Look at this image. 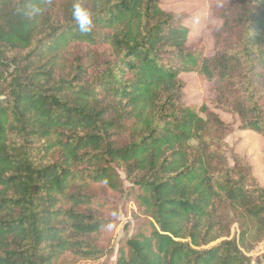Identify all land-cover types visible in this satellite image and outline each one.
Here are the masks:
<instances>
[{"label": "trees", "instance_id": "trees-1", "mask_svg": "<svg viewBox=\"0 0 264 264\" xmlns=\"http://www.w3.org/2000/svg\"><path fill=\"white\" fill-rule=\"evenodd\" d=\"M214 12L208 57L161 0H0V264L100 260L112 225L94 191H122L116 168L139 220L117 264H253L264 188L215 111L264 137V0ZM193 73L215 100L184 102Z\"/></svg>", "mask_w": 264, "mask_h": 264}, {"label": "rangeland", "instance_id": "rangeland-1", "mask_svg": "<svg viewBox=\"0 0 264 264\" xmlns=\"http://www.w3.org/2000/svg\"><path fill=\"white\" fill-rule=\"evenodd\" d=\"M223 1L229 0H161V4L165 11L183 15L184 24L190 30L189 45L202 41L206 55L213 57L215 54L214 35L222 26V21L215 15L214 7L218 2ZM181 78L185 85L183 100L186 104L200 105L205 101L212 102L216 99L217 93L213 84L201 82L194 73L184 74ZM215 113L235 128L225 140L228 154L236 153L244 158L250 164L256 181L264 188V137L250 130H240L237 116L226 114L223 111H215ZM116 170L121 178L122 191L115 194L104 187L94 191L103 204L100 217L112 225L108 234H105L107 242L101 248L102 258L96 262H78L66 256L60 260L59 264H117L121 243L135 234L139 220L129 196L132 185L120 168ZM233 230V233H236L235 228ZM259 245L249 254L253 264H264V254L258 250Z\"/></svg>", "mask_w": 264, "mask_h": 264}, {"label": "clouds", "instance_id": "clouds-1", "mask_svg": "<svg viewBox=\"0 0 264 264\" xmlns=\"http://www.w3.org/2000/svg\"><path fill=\"white\" fill-rule=\"evenodd\" d=\"M32 11L33 13H37L39 9H33ZM72 16L81 33H88L92 30L93 15L90 10L76 3L73 5Z\"/></svg>", "mask_w": 264, "mask_h": 264}, {"label": "built area", "instance_id": "built-area-1", "mask_svg": "<svg viewBox=\"0 0 264 264\" xmlns=\"http://www.w3.org/2000/svg\"><path fill=\"white\" fill-rule=\"evenodd\" d=\"M258 250H259L262 254H264V242H262V243L259 245ZM252 256H253V255H252Z\"/></svg>", "mask_w": 264, "mask_h": 264}]
</instances>
